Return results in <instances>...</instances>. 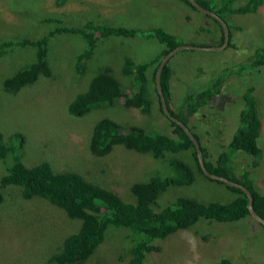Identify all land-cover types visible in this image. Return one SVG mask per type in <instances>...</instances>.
Segmentation results:
<instances>
[{"label":"rangeland","instance_id":"374dc122","mask_svg":"<svg viewBox=\"0 0 264 264\" xmlns=\"http://www.w3.org/2000/svg\"><path fill=\"white\" fill-rule=\"evenodd\" d=\"M206 1L209 0H202ZM212 1V7L217 9L220 6L217 0ZM244 1L232 0L230 6L236 7ZM224 16L230 32L226 46L219 50L184 49L168 59V90L175 109L184 91L205 87L231 62L245 59L252 44H264V0L253 12H225ZM86 21L144 31L160 28L175 31L177 38L187 44L219 45L218 26L183 0H0V43L37 38L55 27L79 26ZM163 47V43L151 36L97 37L91 55L77 60L84 48L83 40L74 33L55 32L48 39L49 75L40 76L12 92L1 88V79L28 62L32 51L15 46L4 52L0 55L2 140L19 147L14 134L21 133L23 143L18 154L24 165L47 161L53 170L74 171L127 202L133 200L129 190L133 182L177 176V163L189 165L194 178L188 184H170L160 193L155 208L171 204L179 196L201 202L229 201L235 192L200 173L191 149L165 152L158 159L121 145H115L103 156L92 155L88 150L91 127L104 116L116 120L123 128L136 125L149 132L175 135L173 126L159 110L151 79L155 65L148 63ZM126 58L147 63L144 73L150 99L148 113L124 106L119 100L80 117L67 114L69 100L85 89L100 68H108L126 87L125 92L130 93L129 78L120 71ZM248 85H255L252 94L260 120L261 157L258 165L252 167L249 156L235 152L239 156L233 160V172L238 176L242 168L246 169L253 187L264 194V68L248 69L224 78L219 93L213 98L216 105L211 115L209 109L202 108L186 123L198 135L208 155H214L215 148L226 145L238 126L240 95ZM4 173L5 166L0 161V176ZM2 196L0 264H45L61 240L79 228L80 220L68 218L62 209L43 198H23L16 185L5 186ZM133 237L126 227L108 226L103 241L81 264H127ZM156 244L159 250L148 253L140 264H221V258L229 259L231 264H264V229L246 215L231 222L198 220Z\"/></svg>","mask_w":264,"mask_h":264},{"label":"trees","instance_id":"16d2710c","mask_svg":"<svg viewBox=\"0 0 264 264\" xmlns=\"http://www.w3.org/2000/svg\"><path fill=\"white\" fill-rule=\"evenodd\" d=\"M183 1L195 10L189 2ZM195 1L202 7L214 12L224 22L225 12L241 14L253 12L261 4V0H245L241 5L233 7L230 6L232 0H217V5L220 6L216 9V7H212L211 2H214L212 0ZM208 17L220 29L218 44H221L223 38L221 27L213 18ZM64 31L78 35L84 42V48L77 60L91 55L97 37H133L137 35L154 37L158 42L163 43L164 47L148 61L149 64L154 63L155 65L151 74L153 84L154 72L161 56L177 45L187 44L180 41L176 36L177 34L166 32L160 28L144 31L121 26L95 24L91 21L73 27L58 26L37 38H20L0 43V55L15 46L32 51V58L28 62L14 68L9 75L1 79V88L6 92H12L23 85L34 82L40 76H48L50 73L48 39L53 33ZM228 37H230V32ZM249 48V54L243 59L244 61L231 62L229 67L226 66L221 70L222 73L211 78L205 87L202 86L197 90L191 89L190 92L184 91L176 109L169 97L170 71L165 64L160 73V86L169 113L186 126L188 118L202 108L209 109L210 116L214 105H216L213 98L219 93V87L224 78L237 75L248 69L259 71L264 68V44H252ZM146 67L147 63H135L129 58L123 59L120 71L123 76L129 78L130 84L127 88L130 93L125 92L126 87L108 68L98 69L89 79L85 89L75 93L69 100L66 105L67 114L80 117L91 110L112 105L119 100L124 106L138 108L141 112L148 113L150 99L145 89L147 78L144 71ZM153 89L160 110L159 99L154 86ZM254 89L255 85H248L241 93L240 103L242 106L238 114V126L226 145H220L219 149L214 147L216 150L214 155L209 156L200 144L198 135L193 133L189 126L187 128L199 143L205 168L210 173L243 185L252 197L253 210L264 220V194L253 187L246 169L242 168L238 172V176H235L233 172V160L239 156L235 152L249 156L251 159L250 161L248 159V163L250 162L252 167L258 165L261 157V149L258 145L260 120L256 100L252 94ZM168 121L173 126L175 133L172 137L158 132H149L136 125L123 128L116 120L108 116L101 117L91 127L88 150L92 155L103 156L109 153L115 145H121L140 153L149 154L153 159H158L165 152L191 149L195 167L202 173L197 164L191 141L178 125ZM14 136L19 140V147H21L23 143L22 134H14ZM2 139L3 136L0 134V161L3 167L5 166V173L0 176V202L3 197L2 189L13 184L20 187L23 198H43L62 209L68 218L80 220L78 230L66 235L61 240L57 250L48 256L45 264H81L92 255L94 249L103 241L108 226L126 227L132 231L134 237L130 238L128 251L131 256L127 264H140L148 253L159 250L156 244L159 240L177 230L190 227L198 220L231 222L239 220L243 215L250 217L245 206L247 201L245 194L240 189L226 186L217 180L214 181L235 192L229 201L201 202L192 197L179 196L173 203L155 208L160 193L166 190L170 184L179 185L192 182L194 177L191 169L189 165L184 163H177V176L151 177L145 181L133 182L129 186L133 200L127 202L112 190L91 182L74 171L53 170L47 161L42 160L33 165H24L20 159V154H18L20 148L15 145L11 146ZM220 263L231 264L227 258H221Z\"/></svg>","mask_w":264,"mask_h":264},{"label":"water","instance_id":"95a60500","mask_svg":"<svg viewBox=\"0 0 264 264\" xmlns=\"http://www.w3.org/2000/svg\"><path fill=\"white\" fill-rule=\"evenodd\" d=\"M186 1L189 2L195 10L213 18L221 27L223 38H222L221 44L216 45V46H204V45L195 46V44L177 45V46L169 49L166 53H164L161 56L157 66H156L155 72H154V86H155L156 93L158 95L160 110H161L162 114L168 120H170V121L174 122L176 125H178L184 131V133L189 138V140L191 141L193 148H194V151H195L197 164H198L202 174L204 176L210 178V179L220 181L223 184H225L226 186L235 187V188L240 189L245 194L246 199H247L245 206H246V210H247L248 214L250 215V217L252 219H254L257 223H259L264 228V220L261 217H259L255 213V211L253 210L252 197H251L249 191L240 183L234 182V181L227 179L225 177H222L220 175L210 173L204 166V162H203V158H202V154H201V149H200V146H199L197 139L194 137V135L191 133V131H189L187 126L182 121H180L179 119L174 117L171 113H169V111L167 109L165 99H164V96L162 93V89L160 86V73H161L163 66L168 61V59L173 54H175L176 52H178L180 50H184V49L219 50V49L223 48L224 46H226L227 41H228V34H229L228 27L222 18H220L218 15H216L211 10L202 7L195 0H186Z\"/></svg>","mask_w":264,"mask_h":264},{"label":"crops","instance_id":"0c3cea01","mask_svg":"<svg viewBox=\"0 0 264 264\" xmlns=\"http://www.w3.org/2000/svg\"><path fill=\"white\" fill-rule=\"evenodd\" d=\"M170 32H172V33H174V34L176 33L175 31H170ZM183 43H184V42H183ZM215 45H217V44H215ZM162 49H163V48H162ZM162 49H161V50H162ZM185 50H186V49H185Z\"/></svg>","mask_w":264,"mask_h":264},{"label":"flooded vegetation","instance_id":"af4514ba","mask_svg":"<svg viewBox=\"0 0 264 264\" xmlns=\"http://www.w3.org/2000/svg\"><path fill=\"white\" fill-rule=\"evenodd\" d=\"M167 63V62H166Z\"/></svg>","mask_w":264,"mask_h":264}]
</instances>
